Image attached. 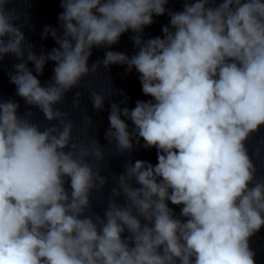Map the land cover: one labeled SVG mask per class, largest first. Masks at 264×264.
Here are the masks:
<instances>
[{"label": "clouds", "instance_id": "9594fccd", "mask_svg": "<svg viewBox=\"0 0 264 264\" xmlns=\"http://www.w3.org/2000/svg\"><path fill=\"white\" fill-rule=\"evenodd\" d=\"M10 2L0 0V62L19 61L8 73L16 94L57 123L41 131L31 111L20 115L17 101L0 99V264H256L250 240L264 227V178L246 142L264 126V2L185 0L172 11L169 0H60V31L42 32L59 47L46 55L36 54ZM166 12L162 38L144 40L145 26ZM129 30L134 55L107 51L89 65L94 47L111 48ZM49 61L54 75L42 86ZM114 64L135 69L153 99L132 109L112 103L105 139L130 153L142 138L158 163L125 164L102 218L85 215L90 194L108 183L101 145L73 142V122L54 106ZM91 99L104 108V95ZM168 201L183 205L185 220Z\"/></svg>", "mask_w": 264, "mask_h": 264}, {"label": "water", "instance_id": "95a60500", "mask_svg": "<svg viewBox=\"0 0 264 264\" xmlns=\"http://www.w3.org/2000/svg\"><path fill=\"white\" fill-rule=\"evenodd\" d=\"M185 0H169L165 5L166 9L172 11H182ZM193 2V0H188ZM222 0H216V4L221 3ZM264 2V0H262ZM10 10L16 11L21 16V20L18 22L25 33L26 39L34 45V51L37 55L42 52L46 55L54 47H59L53 38L49 35L46 38H42V32L44 26L48 25L54 29H59L58 14L63 11L60 7V0H11L8 5ZM25 15L28 20L25 22ZM154 23L145 26L143 31V39L161 37L163 36L162 27L170 26V17L167 12L161 16H153ZM34 25V28L32 26ZM135 35L131 30L124 33L119 42L113 45L111 48L101 47L93 48L92 56L89 58V65L98 60H102L107 51L123 52L129 57L134 55L138 49L134 46L131 36ZM17 59L12 55L5 56L4 60L0 62V99L8 100L9 98L17 101L20 105L18 113L25 115L28 111L32 112V115L27 117L31 122L39 125L40 130L43 131L45 127L55 124L57 122H49L45 119L39 109L29 106L25 101L16 94L15 85L9 82V72H14L13 65L18 63ZM28 67L35 73V66L29 62ZM55 62L49 61L44 68L43 74L38 75V79L41 81L42 86L51 81L53 68ZM126 65H111L108 69H105L101 65L100 69L96 73L83 78L80 85L77 88L68 92L65 98L55 105L54 107L62 112L67 113V118L73 122V142H83L88 144L92 139H97L101 145L104 153V160L100 163V172L102 176L107 177L108 183L99 192L93 191L90 194L91 211L85 213V215L98 214L103 218L105 209L108 205L110 198V190L112 187L117 186V179L120 174L125 171L124 165L127 163H134L136 160H142L155 165L158 163L157 149L155 147L145 148L144 141L141 138L140 143L137 145L133 141L134 147L130 153H119L116 149L115 143H109L105 139V134L110 127L109 113L112 103L120 105L121 108L128 107L132 109L135 107L136 101H148L153 98L146 96L142 92V86L139 81V74L133 69L132 72L126 71ZM80 92L79 105L73 106V99L75 93ZM93 92L99 93L105 96L104 108L102 110H96L93 107L91 94ZM126 101V103H122ZM91 117L93 126L87 127V118ZM126 123L129 125L131 131L135 126L126 118ZM246 146L249 151V155L253 159V163L256 166V179L264 178V126H261L259 131L254 133L246 142ZM259 150V158L255 153ZM90 163L95 164V160L90 158ZM134 187H139L134 181L132 182ZM66 190L71 191L70 179L65 184ZM117 203L123 205L125 200L123 196L116 198ZM168 207L174 212L175 217L185 220L186 218L180 215L183 205H174L170 201L167 202ZM135 214V213H134ZM141 219V223H147ZM151 226V225H149ZM129 233L127 230L122 234V238H127ZM250 246L255 251L256 264H264V227L255 234L250 240Z\"/></svg>", "mask_w": 264, "mask_h": 264}]
</instances>
